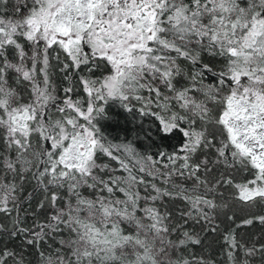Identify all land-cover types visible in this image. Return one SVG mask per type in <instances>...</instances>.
Returning <instances> with one entry per match:
<instances>
[{
    "label": "snow or ice",
    "instance_id": "6c2138e0",
    "mask_svg": "<svg viewBox=\"0 0 264 264\" xmlns=\"http://www.w3.org/2000/svg\"><path fill=\"white\" fill-rule=\"evenodd\" d=\"M0 264H264V0H0Z\"/></svg>",
    "mask_w": 264,
    "mask_h": 264
}]
</instances>
